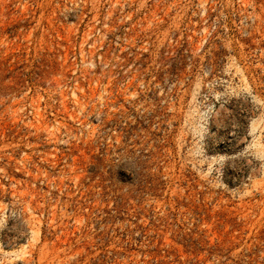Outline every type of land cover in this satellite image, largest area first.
Masks as SVG:
<instances>
[{"label":"rangeland","instance_id":"374dc122","mask_svg":"<svg viewBox=\"0 0 264 264\" xmlns=\"http://www.w3.org/2000/svg\"><path fill=\"white\" fill-rule=\"evenodd\" d=\"M0 264H264V0H0Z\"/></svg>","mask_w":264,"mask_h":264}]
</instances>
